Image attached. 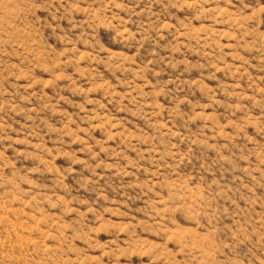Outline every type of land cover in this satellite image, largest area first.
Listing matches in <instances>:
<instances>
[{"label":"rangeland","instance_id":"374dc122","mask_svg":"<svg viewBox=\"0 0 264 264\" xmlns=\"http://www.w3.org/2000/svg\"><path fill=\"white\" fill-rule=\"evenodd\" d=\"M0 264H264V0H0Z\"/></svg>","mask_w":264,"mask_h":264}]
</instances>
